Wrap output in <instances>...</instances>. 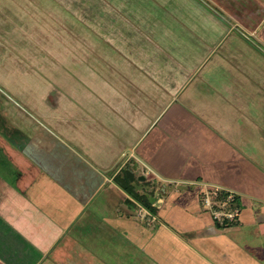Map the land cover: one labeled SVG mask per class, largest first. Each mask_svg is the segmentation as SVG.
I'll return each instance as SVG.
<instances>
[{
  "label": "crops",
  "instance_id": "crops-1",
  "mask_svg": "<svg viewBox=\"0 0 264 264\" xmlns=\"http://www.w3.org/2000/svg\"><path fill=\"white\" fill-rule=\"evenodd\" d=\"M199 4L213 19L209 42L237 32L235 56L168 113V104L145 107L134 89L95 87L75 150L6 114L0 264H264V60L255 50L264 46V0ZM188 182L235 190L238 219L217 223ZM126 188L149 194L152 217L138 215L145 206Z\"/></svg>",
  "mask_w": 264,
  "mask_h": 264
},
{
  "label": "rangeland",
  "instance_id": "rangeland-1",
  "mask_svg": "<svg viewBox=\"0 0 264 264\" xmlns=\"http://www.w3.org/2000/svg\"><path fill=\"white\" fill-rule=\"evenodd\" d=\"M199 2L0 0V122L10 112L75 150L77 124L95 87L134 89L145 107L168 104V113L217 62L226 68L235 56L237 32L209 42L213 19ZM255 50L264 60V46ZM90 107L96 116L105 106Z\"/></svg>",
  "mask_w": 264,
  "mask_h": 264
},
{
  "label": "built area",
  "instance_id": "built-area-1",
  "mask_svg": "<svg viewBox=\"0 0 264 264\" xmlns=\"http://www.w3.org/2000/svg\"><path fill=\"white\" fill-rule=\"evenodd\" d=\"M189 185L200 188L201 206L210 212L212 218L219 224L235 222L240 210L237 207L238 193L217 183L188 182ZM138 215L142 218L152 217L151 211L139 206Z\"/></svg>",
  "mask_w": 264,
  "mask_h": 264
},
{
  "label": "trees",
  "instance_id": "trees-1",
  "mask_svg": "<svg viewBox=\"0 0 264 264\" xmlns=\"http://www.w3.org/2000/svg\"><path fill=\"white\" fill-rule=\"evenodd\" d=\"M134 198L140 201L145 207L149 208L151 211H155L154 208L151 206V201L149 199V194L139 193L134 191L133 189L126 188ZM145 197V198H144Z\"/></svg>",
  "mask_w": 264,
  "mask_h": 264
}]
</instances>
